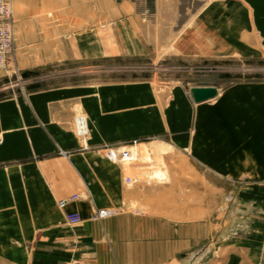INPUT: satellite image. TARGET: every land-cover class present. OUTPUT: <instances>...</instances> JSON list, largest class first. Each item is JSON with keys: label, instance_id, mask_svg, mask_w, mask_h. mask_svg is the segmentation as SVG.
I'll list each match as a JSON object with an SVG mask.
<instances>
[{"label": "rangeland", "instance_id": "obj_1", "mask_svg": "<svg viewBox=\"0 0 264 264\" xmlns=\"http://www.w3.org/2000/svg\"><path fill=\"white\" fill-rule=\"evenodd\" d=\"M122 3L137 31L125 15L107 19L106 43L116 44L121 22L122 44L137 42L135 52L23 69L14 48L0 68V101L11 103L0 110V264H29L37 238L62 224L77 231L121 213L144 231L145 217L182 221L217 247L240 234L264 243V0ZM195 84L219 93L195 102ZM47 88L63 91L56 104L67 117L49 118L48 98L33 94ZM76 115L87 118L88 147L74 132ZM133 139L139 157L124 161ZM74 191L86 192L90 209L71 225L59 199ZM95 200L114 212L93 218ZM39 205L61 214L47 217Z\"/></svg>", "mask_w": 264, "mask_h": 264}, {"label": "crops", "instance_id": "obj_2", "mask_svg": "<svg viewBox=\"0 0 264 264\" xmlns=\"http://www.w3.org/2000/svg\"><path fill=\"white\" fill-rule=\"evenodd\" d=\"M11 2L16 25L13 57L20 68L32 69L62 59L103 56L110 49L113 51L109 53H133L138 49L137 42L132 40L129 44H122L121 22L115 24L113 31L119 35L116 44L107 46L106 43L107 19L121 20L125 15L129 31H137V16L128 10V3L123 6L122 0H11ZM147 28L149 30L148 26ZM150 30L171 31L169 27L162 29L152 27ZM9 64L10 61L7 66ZM79 88L74 86L71 90ZM248 88L257 89L253 86L246 89ZM62 92L60 88H47L33 93L38 100L48 98L47 113L50 119L67 117L65 113L59 111L56 104L57 95ZM7 105L8 107L11 105L9 99L0 101V110ZM111 155L115 156L113 153ZM42 198L43 195L41 200ZM82 198L84 197L67 202L62 207L65 215L72 211H78L82 218L84 214L88 215L90 204L81 200ZM97 204V200L91 203L92 207ZM39 208L41 209L40 205ZM114 220L119 226V231H113ZM145 220L148 222L145 231L142 230L143 227L137 226V217L124 213L102 221L82 220L83 225L79 226L77 231H69L62 224L63 226L57 227L55 232H44L37 238L40 243L31 250L28 263L264 264V243L260 235L240 234L224 241L222 247H217L214 244L215 237L204 239L199 232H189L187 223L182 221H172L163 217H145Z\"/></svg>", "mask_w": 264, "mask_h": 264}, {"label": "built area", "instance_id": "obj_3", "mask_svg": "<svg viewBox=\"0 0 264 264\" xmlns=\"http://www.w3.org/2000/svg\"><path fill=\"white\" fill-rule=\"evenodd\" d=\"M15 34L16 25L12 2L11 0H0V68H4L8 65L11 54L15 48ZM73 128L79 139L87 134V128L83 125V119L80 117H74ZM138 143L139 141L137 139H133L128 145L122 148L120 155L124 161H134L139 157ZM82 144L84 147L89 146V144H84L83 142ZM134 180L135 178L133 176H126V181L128 183ZM80 197H87L86 192H74L67 197L60 198L59 205L64 207L67 202L76 200ZM112 212H114V210L96 206L92 217L100 219ZM66 219L67 222L72 225L79 223L83 218L78 211H72L66 213Z\"/></svg>", "mask_w": 264, "mask_h": 264}, {"label": "water", "instance_id": "obj_4", "mask_svg": "<svg viewBox=\"0 0 264 264\" xmlns=\"http://www.w3.org/2000/svg\"><path fill=\"white\" fill-rule=\"evenodd\" d=\"M190 92L194 101L201 102L216 97L219 87L214 84H195L190 87Z\"/></svg>", "mask_w": 264, "mask_h": 264}, {"label": "bare ground", "instance_id": "obj_5", "mask_svg": "<svg viewBox=\"0 0 264 264\" xmlns=\"http://www.w3.org/2000/svg\"><path fill=\"white\" fill-rule=\"evenodd\" d=\"M76 117L82 118L83 119V125L86 126V128H87V134L85 136H83L82 138H80L81 140L80 139L79 140L81 142H83L84 144H89L91 131H90V128H89V125H88V122H87V118L85 116H83V115H79V116L76 115Z\"/></svg>", "mask_w": 264, "mask_h": 264}]
</instances>
